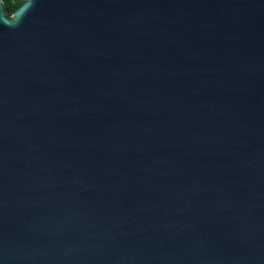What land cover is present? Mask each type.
<instances>
[{"label": "water", "instance_id": "95a60500", "mask_svg": "<svg viewBox=\"0 0 264 264\" xmlns=\"http://www.w3.org/2000/svg\"><path fill=\"white\" fill-rule=\"evenodd\" d=\"M0 264H264V0H0Z\"/></svg>", "mask_w": 264, "mask_h": 264}, {"label": "rangeland", "instance_id": "374dc122", "mask_svg": "<svg viewBox=\"0 0 264 264\" xmlns=\"http://www.w3.org/2000/svg\"><path fill=\"white\" fill-rule=\"evenodd\" d=\"M22 2V0H2L4 10L8 15L12 14Z\"/></svg>", "mask_w": 264, "mask_h": 264}, {"label": "flooded vegetation", "instance_id": "af4514ba", "mask_svg": "<svg viewBox=\"0 0 264 264\" xmlns=\"http://www.w3.org/2000/svg\"><path fill=\"white\" fill-rule=\"evenodd\" d=\"M22 1H23V0H22ZM22 3H23V2H22ZM22 3H21V4H22ZM21 4H20V5H18V7H19V6H21ZM18 7H17V8H18ZM17 8H16V9H17ZM16 9H15V10H16ZM4 11H5V10H4ZM5 13H6V11H5ZM6 15H7V16H10L11 14H10V15H8V14L6 13Z\"/></svg>", "mask_w": 264, "mask_h": 264}]
</instances>
